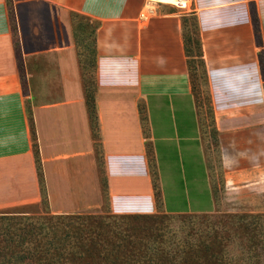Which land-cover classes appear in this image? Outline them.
Listing matches in <instances>:
<instances>
[{
	"label": "crops",
	"instance_id": "crops-1",
	"mask_svg": "<svg viewBox=\"0 0 264 264\" xmlns=\"http://www.w3.org/2000/svg\"><path fill=\"white\" fill-rule=\"evenodd\" d=\"M159 1L144 13L148 0H0V213L43 197L55 215L105 200L118 214L214 209L184 49L187 10L207 70L224 193L264 185V0H190L187 10ZM71 12L98 24L96 139Z\"/></svg>",
	"mask_w": 264,
	"mask_h": 264
},
{
	"label": "rangeland",
	"instance_id": "rangeland-1",
	"mask_svg": "<svg viewBox=\"0 0 264 264\" xmlns=\"http://www.w3.org/2000/svg\"><path fill=\"white\" fill-rule=\"evenodd\" d=\"M155 1L160 2L159 0H148L146 8H153L151 3ZM167 4L174 5V0H170ZM185 10H187L186 7ZM183 16L185 18L183 31L185 38L188 39L187 49H189V77L195 93L197 111L204 116L206 150L208 152L211 175V179L209 175V185L211 192L212 181L216 203L212 211L205 213L167 214L159 209L154 213L157 217L152 224L153 236L147 238L146 241L148 246L154 249L152 257L159 264L164 261L165 263L174 262V264H179L186 261V259L189 260L185 262L186 264L195 262L210 264L214 258L211 256L216 250L221 255V247L223 248V254L221 256L215 254L218 259L234 260L245 255L249 257L257 255L264 260V247H261L264 246V227H259L257 231L252 229L247 232L239 219V216L244 214L264 215V191L262 190L264 185H250L247 187L248 182H245L242 184L241 193L235 192L228 195L224 193L223 177L216 144V129L212 119L213 109L207 83V70L204 72L196 43L198 31L195 16L190 10H187ZM73 22L74 24L88 25V27H84L80 31L82 37L79 47L83 53L91 51L93 34H90V28L96 22L80 13L73 17ZM83 74L85 79H90L91 77L94 79L93 68ZM98 149L100 150V144H98ZM37 206L25 208L27 209L25 212L14 214L10 221L13 222L12 228L15 233L20 232V227L23 224L32 221L38 223V219L43 220L48 215L43 204ZM88 213L106 218L110 216L116 219L121 215H142L115 213L106 200L100 208L81 215ZM261 224L264 226V217H262ZM258 231L260 234H258ZM251 234L252 236L254 235V242L256 243L253 244L255 247L252 250L248 249V243H246L247 236Z\"/></svg>",
	"mask_w": 264,
	"mask_h": 264
},
{
	"label": "trees",
	"instance_id": "trees-1",
	"mask_svg": "<svg viewBox=\"0 0 264 264\" xmlns=\"http://www.w3.org/2000/svg\"><path fill=\"white\" fill-rule=\"evenodd\" d=\"M76 12H71V22L81 75L87 111L93 136L98 137L96 130V110H95V81L92 77L84 78L86 71H91L95 64V32L97 23L90 28L93 34L92 50L82 52L80 49V31L88 25L74 24L73 17ZM183 29L185 18L182 17ZM184 49L187 57V68L189 72V49H187V38L183 31ZM198 55L202 61L204 72L205 64L202 58V50L199 36L197 37ZM88 47V46H87ZM90 68V69H89ZM94 69V68H93ZM141 120L145 122L146 115L143 107H140ZM98 148V143H97ZM38 162V160H37ZM100 165V161H99ZM39 181L40 167L38 166ZM41 183V182H40ZM42 186V183H41ZM40 204L47 206V201L43 197ZM38 207V206H37ZM27 209H18L0 213V264H159L152 257L154 249L148 246L147 238L153 236V223L156 214L151 215H121L118 219L96 216L93 213L81 214H50L43 220L29 222L20 227V232L15 233L10 221L14 214L25 212ZM93 214V215H92ZM261 214H244L239 216L243 228L249 232L257 231L259 227H264ZM247 219V221H245ZM258 234L260 232L258 231ZM248 249L255 247L253 244L255 237L252 234L247 236ZM262 248L264 246H261ZM264 249V248H263ZM221 255L223 248L221 247ZM221 256L219 251H215L211 257L210 264H264L259 256L239 257L234 260L218 259ZM189 261L186 259L183 263ZM162 264H174L165 261ZM191 264H201L195 262Z\"/></svg>",
	"mask_w": 264,
	"mask_h": 264
},
{
	"label": "built area",
	"instance_id": "built-area-1",
	"mask_svg": "<svg viewBox=\"0 0 264 264\" xmlns=\"http://www.w3.org/2000/svg\"><path fill=\"white\" fill-rule=\"evenodd\" d=\"M189 2H190V0H174V4L179 6V7H182V8L187 7ZM152 10H153V8H151V7L146 8L144 13H150ZM144 13H143V15H144Z\"/></svg>",
	"mask_w": 264,
	"mask_h": 264
}]
</instances>
